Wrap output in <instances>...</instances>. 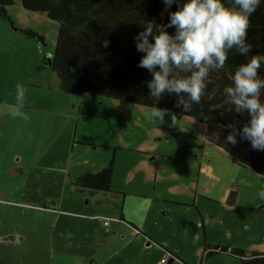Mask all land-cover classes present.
<instances>
[{
    "label": "rangeland",
    "instance_id": "obj_1",
    "mask_svg": "<svg viewBox=\"0 0 264 264\" xmlns=\"http://www.w3.org/2000/svg\"><path fill=\"white\" fill-rule=\"evenodd\" d=\"M14 1L10 18L0 17V220L28 217L36 231L45 215L33 206L46 200L91 218L106 214L104 221L114 220L124 205L150 231L171 233L168 242L186 259L176 258L180 264H200L206 241L264 252V200L258 198L264 178L208 141L194 118L164 110L159 123L150 118L155 107L64 92L53 69L60 23ZM17 86L26 119L11 115ZM113 159L114 192L76 189L79 177L100 172ZM15 200L32 205L24 211ZM76 222L89 225L87 219ZM204 264L242 262L220 252Z\"/></svg>",
    "mask_w": 264,
    "mask_h": 264
},
{
    "label": "trees",
    "instance_id": "obj_2",
    "mask_svg": "<svg viewBox=\"0 0 264 264\" xmlns=\"http://www.w3.org/2000/svg\"><path fill=\"white\" fill-rule=\"evenodd\" d=\"M14 3V0H0V17L10 18L9 6ZM22 3L26 9L41 11L60 23L53 69L64 92L72 95L98 93L194 118L202 123L208 141L264 178V151L254 150L249 141L239 136L235 145L226 142L233 126L236 130L242 129L250 117L236 112L223 91L231 85V77L240 64L246 63L251 56L264 55V4L250 17L248 42L252 47L249 55L245 57L238 50H231L224 68L210 72L200 102L185 111L177 106L179 97L174 93H165L157 103L147 87L152 73L138 67L144 54L137 51L134 38L149 22L157 26L168 23L163 0H22ZM176 9L177 4H174L170 11ZM24 31L27 36H37L45 42L40 33L31 29ZM168 31L174 34L175 28H168ZM259 75L264 77V70ZM114 165L115 159L98 173L82 175L74 183L76 189L92 194L114 192ZM235 199L233 193L229 203H235ZM204 251L201 264L220 252L240 258L242 264H264V252L248 254L242 247L206 242ZM171 255L178 257L174 252Z\"/></svg>",
    "mask_w": 264,
    "mask_h": 264
},
{
    "label": "clouds",
    "instance_id": "obj_3",
    "mask_svg": "<svg viewBox=\"0 0 264 264\" xmlns=\"http://www.w3.org/2000/svg\"><path fill=\"white\" fill-rule=\"evenodd\" d=\"M163 3L168 23L157 26L149 22L134 38L137 51L144 54L138 67L152 73L147 87L157 103L165 93H174L179 97L177 106L187 111L200 102L210 72L224 68L231 50L236 49L245 57L249 55L250 17L264 0H163ZM174 4L177 9L170 11ZM168 28H175V33ZM262 70L264 55L251 56L236 68L231 85L223 90L235 111L250 117L242 129L233 126L226 142L235 145L239 136L257 151H264V77L259 75ZM16 100L18 107L11 115L26 119L20 111L23 91L19 86ZM165 115L164 110L155 106L150 118L163 123ZM258 198L264 200V189Z\"/></svg>",
    "mask_w": 264,
    "mask_h": 264
},
{
    "label": "crops",
    "instance_id": "obj_4",
    "mask_svg": "<svg viewBox=\"0 0 264 264\" xmlns=\"http://www.w3.org/2000/svg\"><path fill=\"white\" fill-rule=\"evenodd\" d=\"M128 195L124 197L125 203ZM12 202L24 211L32 205L19 200ZM33 207L45 215L43 220L38 219L41 230L35 231L28 217L22 222L17 220L18 215L13 219L14 214L5 220L1 218L0 264H165L172 252L186 261L168 242L167 235H171L168 230L150 231L141 217L128 216L124 205L109 225L101 218L106 214L91 218L79 210L53 205L49 200ZM77 219H87L89 225L77 224ZM67 229L73 233H64ZM172 257L173 264H180Z\"/></svg>",
    "mask_w": 264,
    "mask_h": 264
},
{
    "label": "water",
    "instance_id": "obj_5",
    "mask_svg": "<svg viewBox=\"0 0 264 264\" xmlns=\"http://www.w3.org/2000/svg\"><path fill=\"white\" fill-rule=\"evenodd\" d=\"M173 262V259H170L168 264H173Z\"/></svg>",
    "mask_w": 264,
    "mask_h": 264
},
{
    "label": "built area",
    "instance_id": "obj_6",
    "mask_svg": "<svg viewBox=\"0 0 264 264\" xmlns=\"http://www.w3.org/2000/svg\"><path fill=\"white\" fill-rule=\"evenodd\" d=\"M106 224L109 225L110 224V221L109 220H106ZM96 264H98V263H96Z\"/></svg>",
    "mask_w": 264,
    "mask_h": 264
}]
</instances>
